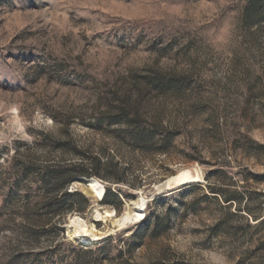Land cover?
I'll list each match as a JSON object with an SVG mask.
<instances>
[{
	"label": "rangeland",
	"instance_id": "1",
	"mask_svg": "<svg viewBox=\"0 0 264 264\" xmlns=\"http://www.w3.org/2000/svg\"><path fill=\"white\" fill-rule=\"evenodd\" d=\"M129 119L169 146L132 145ZM95 158L123 174L90 176L120 202L74 178L89 201L63 221L73 246L71 217L100 235L89 244L120 239L96 264H264V0H0V206L40 193L47 166ZM180 171L194 180L160 189ZM148 215L166 229L135 241ZM20 223L0 216V264L34 247ZM55 249L40 264L82 257Z\"/></svg>",
	"mask_w": 264,
	"mask_h": 264
},
{
	"label": "trees",
	"instance_id": "2",
	"mask_svg": "<svg viewBox=\"0 0 264 264\" xmlns=\"http://www.w3.org/2000/svg\"><path fill=\"white\" fill-rule=\"evenodd\" d=\"M154 89H162L164 82L159 79L154 84ZM129 127H136V133L125 135L130 137L132 145L140 147L145 151H150L156 147L160 151H164L171 142L169 133L164 132L162 137H156L158 123L152 122L149 127L138 129L137 121L134 119L127 120ZM116 164L101 163L98 159H93L89 165L79 163H61L56 166H47L50 171L46 172L47 184H44L39 191L28 190L24 194V200H11L8 198L0 206V216L19 217L20 234L29 240L34 247H31L27 252L21 250H13L8 254L7 264H40L44 256L54 252L59 246H67L71 252L81 254L80 258L75 259L76 264H96L99 260L89 257L94 251L105 252L111 251L116 247L118 241L114 236H108L104 240L94 244L81 243L79 246H73L66 241L64 236V217L69 211H76L80 205H86L88 198L82 193L75 190H68L67 186L77 177L90 178L97 176L102 180L109 182H123L124 176L120 173V169L116 168ZM104 171L101 172L100 168ZM121 189L111 188L107 186L104 190L101 201L112 205H117L120 202ZM150 219V220H149ZM167 220L154 216L151 218L148 215L144 220V227L134 236L135 241H141L147 234L151 239L159 238L163 235L166 229ZM21 237V236H20ZM47 239L49 243L47 247H38L41 240ZM129 240L125 243L128 245ZM119 252H122L119 250ZM3 257V258H6ZM4 259L1 258L0 261ZM27 262V263H26ZM1 263V262H0Z\"/></svg>",
	"mask_w": 264,
	"mask_h": 264
},
{
	"label": "bare ground",
	"instance_id": "3",
	"mask_svg": "<svg viewBox=\"0 0 264 264\" xmlns=\"http://www.w3.org/2000/svg\"><path fill=\"white\" fill-rule=\"evenodd\" d=\"M86 180L89 186L91 187L92 191L95 193V196L100 197L102 195V192L104 191L103 184H101L97 179L94 178H87ZM190 180H194V179L193 176L189 174V172L180 171L177 174L169 177L167 179L166 185H169L170 183H174L177 185L184 184ZM137 204L138 205L134 211L129 210L123 215L122 220L129 221L132 218L138 219V217H140L143 214L144 199L143 198L140 199V202ZM105 214L107 216L111 215L108 211H105ZM70 222L75 226L76 235H78V237L81 240L85 241V243H91L92 241H96L100 239V235L97 232H95L94 229H88L86 225L81 222L80 219L76 217H71Z\"/></svg>",
	"mask_w": 264,
	"mask_h": 264
},
{
	"label": "water",
	"instance_id": "4",
	"mask_svg": "<svg viewBox=\"0 0 264 264\" xmlns=\"http://www.w3.org/2000/svg\"><path fill=\"white\" fill-rule=\"evenodd\" d=\"M169 186H170V184H169V185H166V183H163V184L161 185L160 189H161V190H162V189H168Z\"/></svg>",
	"mask_w": 264,
	"mask_h": 264
}]
</instances>
